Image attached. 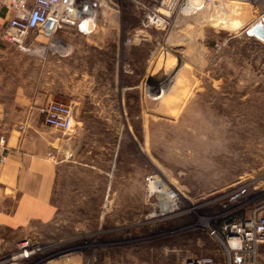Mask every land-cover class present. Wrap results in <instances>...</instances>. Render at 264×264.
I'll return each mask as SVG.
<instances>
[{
	"label": "rangeland",
	"instance_id": "rangeland-1",
	"mask_svg": "<svg viewBox=\"0 0 264 264\" xmlns=\"http://www.w3.org/2000/svg\"><path fill=\"white\" fill-rule=\"evenodd\" d=\"M260 2H215L222 8L199 11L183 27L176 20L166 34L154 33L137 53L140 60L154 52L143 80V111L135 91L127 94L125 111L112 97L115 69L119 73L128 64L125 49L117 64L109 49L94 51L88 66L94 87L79 90L88 96L71 104L70 132L84 133V148L95 142L97 151L81 152V160L68 154L69 173L58 197L63 222L35 234L36 242L50 246L36 264L223 260L211 230L222 236L230 222L264 211V43L247 30L262 20L253 12ZM122 6L134 9L129 0ZM44 37L43 46L64 49L63 38ZM24 50H32L29 40ZM179 64L181 72L170 83L151 80ZM123 121L130 127H121ZM114 139L115 160L101 144ZM94 168L92 185L79 172ZM168 190L178 200L163 212Z\"/></svg>",
	"mask_w": 264,
	"mask_h": 264
},
{
	"label": "crops",
	"instance_id": "crops-1",
	"mask_svg": "<svg viewBox=\"0 0 264 264\" xmlns=\"http://www.w3.org/2000/svg\"><path fill=\"white\" fill-rule=\"evenodd\" d=\"M190 1L185 5L184 14L176 18L180 23L178 26L183 27L197 12L201 0L197 6ZM223 1L232 0H216V3ZM258 1L261 2L255 5L253 12L258 20H264V0ZM104 2L108 5L107 14L103 13L99 23L103 26L98 27L95 33L86 35L74 28L56 33L55 37L64 39V49L55 44L43 46L39 38L44 36L35 32L25 40L30 41L32 50L29 53L0 39V130L8 138L7 156L3 157L0 151V259L15 250L21 240L35 238V234L42 233L44 228L63 222L65 207L58 197L69 173L65 168L68 154H76L81 160V152L90 156L97 151L95 142L88 150L84 148V133L74 135L45 125L41 111L50 101L72 104L88 96L79 90L94 87L95 77L88 69L94 51L109 49L117 64L121 50L125 49L128 64L119 73L115 69L110 87L112 97L115 101L119 98L125 111V98L135 91L143 111L146 91L143 80L147 78L149 58L154 52L151 50L140 60L137 53L152 41L154 33H166L146 27L143 15L135 9L124 8L122 0ZM217 8L222 6H208L204 10L210 12ZM10 17L6 9L0 8V27ZM181 30L178 27L175 31L180 33ZM127 38H131V44H126ZM121 127L127 129L130 126L123 121ZM116 142L114 139L113 143L110 140L101 143L102 147L108 146L105 150L112 152L114 160L118 153ZM79 173L80 177L85 173L87 183L94 185L95 181H89V178L97 176V169ZM215 258L217 260L219 256ZM217 263L226 264L224 256ZM242 263L264 264V244L258 245L255 255L244 254Z\"/></svg>",
	"mask_w": 264,
	"mask_h": 264
},
{
	"label": "built area",
	"instance_id": "built-area-1",
	"mask_svg": "<svg viewBox=\"0 0 264 264\" xmlns=\"http://www.w3.org/2000/svg\"><path fill=\"white\" fill-rule=\"evenodd\" d=\"M252 3L258 0H245ZM136 12L143 15L146 27L166 30L173 26L176 18L184 14L189 0H130ZM216 0H201L197 12L214 5ZM0 8L6 9L11 17L0 27V39L24 49V43L31 33H39L48 40L55 38L57 32L74 28L90 35L97 31L108 5L104 0H0ZM196 12V13H197ZM131 38L126 44H131ZM220 48L219 45L216 46ZM44 124L54 129L69 132L75 122L71 104L50 101L42 108ZM7 134L0 130V151L3 157L8 153ZM163 193L162 191H157ZM169 203L176 205L178 196L166 191ZM211 235L220 245V252L226 264H243L244 254H256L257 247L264 244V213L254 209L244 219L230 222L219 236L212 229ZM50 248L26 238L17 243L15 250L0 259V264H36V258ZM188 264H218L214 256L193 259Z\"/></svg>",
	"mask_w": 264,
	"mask_h": 264
},
{
	"label": "bare ground",
	"instance_id": "bare-ground-1",
	"mask_svg": "<svg viewBox=\"0 0 264 264\" xmlns=\"http://www.w3.org/2000/svg\"><path fill=\"white\" fill-rule=\"evenodd\" d=\"M190 3H192L194 6L196 5V4H198V0H191L190 1ZM197 6V5H196ZM42 50H44V49H42ZM163 51V50H162ZM162 54V53H161ZM167 55V54H166ZM158 58V57H157ZM161 58V57H160ZM165 59V58H164ZM156 60V59H155ZM156 62V61H155ZM166 62V61H165ZM182 62V61H181ZM156 65L158 64V63H155ZM162 65V64H161ZM168 65V64H167ZM185 65V64H184ZM162 67V66H161ZM166 67V66H165ZM182 66H181V64H179V67H178V69H177V71H172L171 70V72L169 73V71H170V69L168 70V73H167V75L165 74V77H163V78H160L159 79V77H158V79H156V78H151V80H153V81H155V82H158V83H160L161 85H165V84H167V83H170L171 81H172V79L174 78V77H177V76H179V74H180V70L182 69L181 68ZM155 68V67H154ZM177 68V67H176ZM158 69H160V68H158ZM163 69V68H162ZM157 70H155V72H156ZM159 71V70H158ZM162 73V74H163ZM155 76V75H154ZM158 80V81H157ZM160 205V204H159ZM172 209V204H170L168 201H161V211H163V212H169L170 210ZM46 247H48V246H46Z\"/></svg>",
	"mask_w": 264,
	"mask_h": 264
},
{
	"label": "water",
	"instance_id": "water-1",
	"mask_svg": "<svg viewBox=\"0 0 264 264\" xmlns=\"http://www.w3.org/2000/svg\"><path fill=\"white\" fill-rule=\"evenodd\" d=\"M247 30L250 37L264 43V20L253 23Z\"/></svg>",
	"mask_w": 264,
	"mask_h": 264
},
{
	"label": "trees",
	"instance_id": "trees-1",
	"mask_svg": "<svg viewBox=\"0 0 264 264\" xmlns=\"http://www.w3.org/2000/svg\"><path fill=\"white\" fill-rule=\"evenodd\" d=\"M253 40H255V38L251 37Z\"/></svg>",
	"mask_w": 264,
	"mask_h": 264
}]
</instances>
